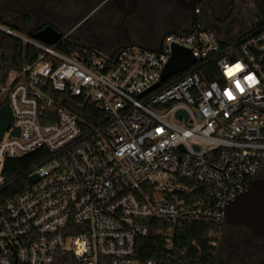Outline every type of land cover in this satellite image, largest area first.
Here are the masks:
<instances>
[{"label":"built area","instance_id":"built-area-1","mask_svg":"<svg viewBox=\"0 0 264 264\" xmlns=\"http://www.w3.org/2000/svg\"><path fill=\"white\" fill-rule=\"evenodd\" d=\"M204 9L150 50L65 53L70 33L53 46L24 40L36 58L0 86V109L14 117L0 140V190L18 160L40 162L20 194L0 200V264H159L138 257L152 235L170 256L217 264L227 208L264 167V19L223 38L204 28ZM175 46L196 62L162 83ZM201 222L214 226L208 249L183 248L184 228Z\"/></svg>","mask_w":264,"mask_h":264},{"label":"flooded vegetation","instance_id":"flooded-vegetation-1","mask_svg":"<svg viewBox=\"0 0 264 264\" xmlns=\"http://www.w3.org/2000/svg\"><path fill=\"white\" fill-rule=\"evenodd\" d=\"M193 1L121 0L120 4L119 0H13L12 8L22 9L21 13L29 16L31 23L39 22L32 33L49 25L62 32V27L69 22L71 13L86 10L91 15L95 11L104 10L110 27L116 23L135 29L139 21L154 19L153 24L144 32L135 31V35H132L134 39L131 36L126 41L124 36L111 29L101 37V41H96L95 36L91 37L96 42L95 47L103 50L126 45L150 50L155 49L165 35L176 32L174 27L183 20L185 24L191 21L193 11L187 8ZM204 8L202 16L204 28L212 29L219 34H240L264 18V0H207ZM209 11L213 16L209 15ZM27 20L29 18L23 17L22 21ZM254 180L262 181L264 184V167L252 182ZM223 231L220 236L221 250L218 249L217 264H256L264 257V238L254 234L249 227L226 223V229Z\"/></svg>","mask_w":264,"mask_h":264},{"label":"trees","instance_id":"trees-1","mask_svg":"<svg viewBox=\"0 0 264 264\" xmlns=\"http://www.w3.org/2000/svg\"><path fill=\"white\" fill-rule=\"evenodd\" d=\"M2 20L0 19V22ZM31 22V20H27ZM2 33L0 32V35ZM33 33H30L32 36ZM66 35V34H64ZM10 40L14 45V51L12 54L6 52V42ZM59 50L65 53L75 52L80 49V46L76 43L66 39L59 45ZM37 56V50L30 44H25L18 38L6 37L3 34L0 41V86H5L8 82L10 75L14 72L21 70V68L32 62ZM40 161H35L33 155L20 159L16 162L15 166L18 170V175L9 181L8 185L0 190V200L6 201L14 198L20 194L26 186H28V175L31 169L37 165ZM152 231H155V227L166 228L165 224L160 222H149ZM214 230V226L207 222L201 223H189L182 232L181 246L187 248L193 241H197L203 249H208V243L210 241V234ZM138 257L142 260H153L159 264H172L173 261H180L181 264H188V259L184 257L176 258L175 254L171 256L166 252L165 243L161 238L152 235L149 239L140 241ZM176 258V259H175ZM215 263V262H214Z\"/></svg>","mask_w":264,"mask_h":264},{"label":"water","instance_id":"water-1","mask_svg":"<svg viewBox=\"0 0 264 264\" xmlns=\"http://www.w3.org/2000/svg\"><path fill=\"white\" fill-rule=\"evenodd\" d=\"M119 3L122 4L121 0H119ZM203 3H207V0H194L187 9L194 11L199 4ZM209 15L213 16V13L209 11ZM65 37H67V34L64 35L51 25L34 32L32 35V39L50 46L60 43ZM195 62L196 59L189 50L175 46L173 49V56L164 68L161 82L165 83L176 74L186 71ZM157 87H159V85L155 88ZM181 116L187 118V114L182 111L177 113V117ZM13 121L14 117L10 106L4 105L0 109V140L3 139L6 131L13 126ZM12 134L18 136L19 130H14ZM263 198L264 184L262 181L254 180L247 191L229 204L226 212V223L247 226L254 234L264 238ZM256 264H264V257Z\"/></svg>","mask_w":264,"mask_h":264},{"label":"rangeland","instance_id":"rangeland-1","mask_svg":"<svg viewBox=\"0 0 264 264\" xmlns=\"http://www.w3.org/2000/svg\"><path fill=\"white\" fill-rule=\"evenodd\" d=\"M12 2L13 0H0V19L2 20L0 24L5 27L13 29L14 32L21 37V38L18 37V39H20L25 44H27L24 40L25 39L32 40V36H30V33H32L34 27H36V25H38L39 22L31 23V22L22 21L23 17H27L30 20L31 18L29 16H25L24 14H22L21 13L22 9L20 8L14 10V8H12L13 5ZM67 10L71 11L70 9ZM154 21H155L154 19L139 21L138 26L135 29H132V27H129L127 25L124 26H122L121 24L116 25V23L114 26H111L112 27L111 28L105 18L104 10L95 11V13H93L92 15L86 10L79 13L77 12L71 13L69 22L67 23L66 26L62 27L61 31L63 34L69 33L71 31L68 36V40H70L71 42L77 41L78 43L83 44V45L78 44L80 47L85 45L95 46L96 42L95 40H92L91 37L95 36L97 37L96 41H101L102 40L101 37L104 36V34L106 35L109 29H111L117 34L120 33L121 36H124L125 40L127 41L132 35H135V31L144 32L148 27H150L153 24ZM185 26H186L185 20H183L174 28L177 31H180V30H184ZM219 35L223 38H232L237 34L232 33L231 35H225V34H219ZM132 38L134 39V36H132ZM5 46H6V52L8 54H12L14 51L13 43L10 40H7ZM106 50L111 51L114 50V48H109ZM13 77L14 75L11 74L8 79L9 80L8 82L12 81ZM36 177L37 176L33 175L31 177V181L32 182L36 181ZM224 229H226V224L224 226ZM223 232L224 231L222 230L221 233Z\"/></svg>","mask_w":264,"mask_h":264},{"label":"snow or ice","instance_id":"snow-or-ice-1","mask_svg":"<svg viewBox=\"0 0 264 264\" xmlns=\"http://www.w3.org/2000/svg\"><path fill=\"white\" fill-rule=\"evenodd\" d=\"M242 70H243L242 66L239 65V64H237V65L233 66L232 68H228V70H227V74L229 75V77H231V76L234 75L236 72H239V71H242ZM245 80H247V81H249V82H252V81L254 80V76H252V75L246 76V77H245ZM236 86H237V88H238L241 92H243V88L240 87V82H239V81L236 82ZM226 94H227L230 98H233V97H232V93H231L230 91L227 92Z\"/></svg>","mask_w":264,"mask_h":264},{"label":"crops","instance_id":"crops-1","mask_svg":"<svg viewBox=\"0 0 264 264\" xmlns=\"http://www.w3.org/2000/svg\"><path fill=\"white\" fill-rule=\"evenodd\" d=\"M71 32V31H70ZM69 32V33H70ZM69 33H66V34H69ZM75 43H77V44H81V43H78L77 41H74ZM81 45H83V44H81ZM85 46H89V45H85Z\"/></svg>","mask_w":264,"mask_h":264}]
</instances>
